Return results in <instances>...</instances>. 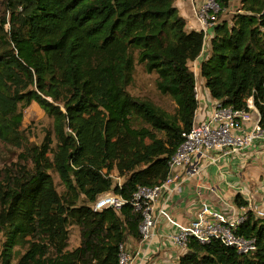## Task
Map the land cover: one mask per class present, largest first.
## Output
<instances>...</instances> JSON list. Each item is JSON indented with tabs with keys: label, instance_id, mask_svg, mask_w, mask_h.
Listing matches in <instances>:
<instances>
[{
	"label": "trees",
	"instance_id": "16d2710c",
	"mask_svg": "<svg viewBox=\"0 0 264 264\" xmlns=\"http://www.w3.org/2000/svg\"><path fill=\"white\" fill-rule=\"evenodd\" d=\"M234 1L218 3L225 12ZM240 3L204 49L176 0L3 1L0 141L21 153L0 168V264H119L120 247L143 239L134 195L168 179L193 127L197 83L227 107L253 100L264 125V0ZM137 64L157 75L172 113L129 92ZM32 103L53 119L40 145L22 129ZM109 193L127 203L95 211ZM234 204L246 210L236 234L256 249L191 239L177 264H264V217L242 193Z\"/></svg>",
	"mask_w": 264,
	"mask_h": 264
},
{
	"label": "built area",
	"instance_id": "2783aa9c",
	"mask_svg": "<svg viewBox=\"0 0 264 264\" xmlns=\"http://www.w3.org/2000/svg\"><path fill=\"white\" fill-rule=\"evenodd\" d=\"M192 14L198 30L204 33V49L212 40L213 30L219 24L222 10L218 0H191ZM195 69H197L195 67ZM194 69V71H195ZM198 108L195 121L185 140L173 155L168 179L160 186L141 187L134 195V206L142 212L143 222L140 232L142 243L151 245L157 234L160 219H165L174 231L162 237L173 247L185 252L191 239L209 244L220 239L228 246L235 247L241 254L253 252L256 247L253 241L236 234L237 227L245 220V212L234 218L204 206L192 222L183 225L176 221L165 205H160L163 195L180 189L181 176L187 179L199 177L203 172V163L216 164L220 158L240 155L250 149L256 141L264 143V125L261 116L249 100L247 109L238 110L224 106L221 101L207 100V107L202 109V90L199 83L195 88ZM180 173V174H179ZM119 183L122 180L115 177ZM175 185L174 190L172 186ZM127 202L119 195L112 193L102 195L93 205L95 211L114 209L120 211ZM258 216L264 217V211L257 205L250 204ZM119 264H148L137 260V254L125 246L120 247Z\"/></svg>",
	"mask_w": 264,
	"mask_h": 264
},
{
	"label": "crops",
	"instance_id": "0c3cea01",
	"mask_svg": "<svg viewBox=\"0 0 264 264\" xmlns=\"http://www.w3.org/2000/svg\"><path fill=\"white\" fill-rule=\"evenodd\" d=\"M176 7L181 16L188 21L189 28L198 30L197 22L192 14V1L176 0ZM193 67L198 70V61L193 63ZM203 95L201 105L202 108H206L205 103L210 98V94L204 90ZM243 153L244 155L222 157L216 164L203 163V172L199 177L187 179L180 175V189L164 194L159 204L165 205L172 217L183 225L192 222L204 206L230 218L241 215L242 211L234 204V197L238 193L247 197L252 190H259L255 173L257 170V173H261L259 177L264 175L263 141H256ZM174 188L175 185L172 186V190ZM247 199L250 201L249 197ZM226 203L230 205L226 207ZM171 231L174 229L169 223L165 219H160L156 238L151 245L142 242L133 243L129 248L137 254L138 261L145 260L148 264H177L184 252L162 239L165 233ZM79 243L80 238L70 248L77 247Z\"/></svg>",
	"mask_w": 264,
	"mask_h": 264
},
{
	"label": "rangeland",
	"instance_id": "374dc122",
	"mask_svg": "<svg viewBox=\"0 0 264 264\" xmlns=\"http://www.w3.org/2000/svg\"><path fill=\"white\" fill-rule=\"evenodd\" d=\"M4 0H0V15L2 13V4ZM242 8L240 0H236L232 3L231 7L223 12L219 18L220 23L224 21H231L233 16L239 12V9ZM195 69V67H193ZM196 76L199 77L198 70L194 71ZM156 74H147L142 65L137 64L136 70L134 74V81L132 85L129 87V92L138 98L152 101L159 107L167 110L168 112H173L175 109V103L169 96L162 95L157 87H156ZM200 79V77H199ZM198 80V79H197ZM202 93V98H203ZM208 104L205 103V106ZM204 109V108H202ZM53 126V119L46 115V113L41 109V107L37 103H32L28 108L24 110V121H23V131L25 137L29 140L30 144L40 145L44 140V137L47 131L51 130ZM21 153V150L13 147L11 145H7L0 141V168H4L6 165H9L13 162L18 161V157ZM260 169V168H259ZM260 171L263 172L262 169ZM259 183V190L253 191L248 194L250 198V203L252 205H257L261 210L264 211V175L259 177L261 173H255ZM57 184L60 185L59 179L55 176ZM59 187V191L62 188ZM257 188V187H256ZM252 195H255L254 197ZM230 203H226V207H228ZM80 238V233L77 228L72 229V236L70 240V247L78 241Z\"/></svg>",
	"mask_w": 264,
	"mask_h": 264
}]
</instances>
